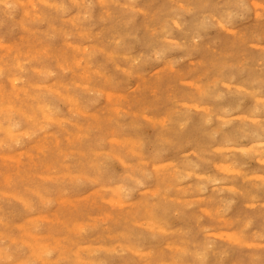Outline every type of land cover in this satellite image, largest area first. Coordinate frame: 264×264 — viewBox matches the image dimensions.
Returning a JSON list of instances; mask_svg holds the SVG:
<instances>
[{"label":"rangeland","instance_id":"obj_1","mask_svg":"<svg viewBox=\"0 0 264 264\" xmlns=\"http://www.w3.org/2000/svg\"><path fill=\"white\" fill-rule=\"evenodd\" d=\"M51 1L54 3H52ZM55 1L56 0H0V232H2L0 233V249L2 248L0 250V264H22L25 261V264H146V262L147 264H174V261L178 264H264V236L262 235L264 234V0H195L196 2L194 0H79V2L78 0H57V3L60 1L58 4ZM62 1H64V4L61 3ZM66 2L68 4H66ZM87 2L89 3L87 4ZM83 4H85L84 7ZM85 6H89V8ZM148 7L149 9H147ZM79 8L81 9V11L79 10ZM248 9L250 10L248 11ZM63 10L64 12L66 10L67 13L65 14ZM85 12L87 13L85 14ZM76 13L78 14V16ZM126 13L129 14L127 15ZM156 13L157 15H155ZM195 13L197 16L195 15ZM123 15L125 16L123 17ZM53 17L56 21L53 20ZM68 17L70 18V20H68ZM125 17L127 18L125 19ZM157 17L160 18L157 19ZM76 18L78 19V21ZM203 21L204 23H202ZM181 23L183 26L181 25ZM223 23L226 25H224ZM203 24L207 27H204ZM90 25L93 26V28ZM184 25H187V27L189 25V28ZM52 26L55 28H53ZM91 29L93 31H91ZM45 30L48 31L46 32ZM196 30H198L199 32ZM66 33L67 36L65 35ZM28 34L30 35L28 36ZM255 34H257V36ZM127 39L131 40H129L128 42ZM79 40L82 41V43ZM231 42L233 45L230 44ZM4 44H12L13 46H5ZM2 45L4 46L2 47ZM89 45L92 46L89 47ZM96 45L102 46L99 48ZM52 46L56 48H53ZM62 47L64 50L61 49ZM212 49L214 51H212ZM19 50L21 51L19 52ZM70 50L72 51L70 52ZM147 50H150V52H148ZM43 52H45V55ZM55 52L58 54H56ZM18 53L19 56L17 55ZM151 53L153 54L151 55ZM222 53L224 55L226 54V56H224ZM7 54L9 56H7ZM46 54L48 55V59H46ZM213 56L216 58H213ZM43 57L45 58L43 59ZM32 58L33 60H35L32 61ZM59 58L61 60H59ZM96 58L99 60H97ZM94 60L97 62H95ZM19 64L20 66L22 65L23 68L19 67ZM50 64V67L52 69L49 67ZM12 65H14L16 69ZM82 65H84V67H82ZM210 65L212 67H210ZM7 66L12 67L10 69ZM56 71L59 73H57ZM99 72L102 74H100ZM47 73L49 75H47ZM6 74L8 75L6 76ZM19 74H21V76ZM93 74L95 75L94 77H92ZM41 75H47V78L45 77L44 79V77L42 78ZM18 76L20 77V79ZM77 76L79 79L77 78ZM70 77L71 80H69ZM105 77L107 80L105 79ZM22 78L24 79V81L22 80ZM18 79L19 81L16 82ZM60 80H62L63 82H60ZM221 81L223 83H221ZM260 81L263 82L261 83ZM255 82H257L258 84ZM110 86L113 88H111ZM247 86L249 87L246 88ZM43 87H46V89ZM179 87L182 90H180ZM75 89L78 91H76ZM221 89L224 91H222ZM48 91L49 93H47ZM62 92L64 94H62ZM216 92L219 93L217 94ZM160 94H162V96ZM116 95H118V98ZM65 96L67 99L65 98ZM73 96L76 98V100L78 99L77 103ZM163 96L166 99H164ZM70 98H73L75 101L70 100ZM186 98L188 100H186ZM168 100H170V102ZM226 103L227 105H229L227 106ZM107 106H109V108ZM6 107L7 110L5 109ZM74 107H77L76 110L78 112L75 111ZM258 107H261V109H258ZM200 108L204 109V112H202L203 110ZM183 109H185L187 112ZM116 110L118 113L116 112ZM120 111L121 113H119ZM76 112L77 114H79V116L75 114ZM46 114L47 116H45ZM125 114H127L128 116ZM205 118L208 120H206ZM92 120L94 121L93 124ZM79 121L80 123L82 122V125L79 123ZM95 124H97V127L95 126ZM90 125L91 127L94 125L93 128H91ZM154 125L157 126L155 127ZM79 126H81L80 129ZM82 126H84V128ZM9 128L12 130L11 132L9 131ZM171 129L173 130L171 131ZM174 130H176V132H174ZM227 130H229V132ZM177 133H180V136ZM174 134L177 136H175ZM245 134L247 137L245 136ZM243 135L245 137H243ZM257 135H259V137H257ZM176 137H178V140L176 139ZM128 138L129 140H126ZM222 138H224V140ZM257 138H261V140H259L260 142L258 141V143ZM134 139H136V143L131 142L135 141ZM162 139L164 141H162ZM98 141H100V144ZM126 141L131 142L132 145L129 142L126 143ZM115 142H119L120 144L118 143L119 145H117V143ZM123 142L125 146L123 145ZM218 142H220V144ZM20 145L24 146L21 147ZM207 146L208 148H206ZM212 146H214V148ZM89 147L94 148L90 150ZM136 147H139L141 149H138ZM221 147L222 150H220ZM73 148H75L76 150H74ZM133 149H135L136 151ZM158 149L159 151L163 150L164 152L160 151V155V152L157 151ZM103 150L107 154L105 152H102ZM113 150L116 151L115 154ZM100 151L105 155L101 154ZM92 152L94 154H92ZM137 152L139 153L137 154ZM234 152L236 155L234 154ZM248 152L251 154L247 155ZM156 153L158 155H156ZM226 154H229L228 157H226ZM233 154L234 156L232 157ZM133 155L135 157H133ZM2 156L5 157L3 158ZM197 156L199 159L197 158ZM69 157L71 160L69 159ZM132 157L134 160L132 159ZM61 158L63 159V162ZM54 159L57 161L55 162ZM162 160L164 161V166L163 163H160L163 162ZM202 161L206 162L202 163ZM194 163H196L195 166ZM229 163L231 164L229 165ZM160 166L163 168H161ZM232 166H234V168H232ZM144 168H146V170ZM247 171L249 173H247ZM7 174L9 175V177H7ZM49 174L52 175L51 178ZM183 174L187 179L183 177ZM217 175H219V177ZM235 176H237V178ZM241 176H244L245 178H242ZM255 178L258 179L255 180ZM179 180L181 181V183ZM209 180H212V182H209ZM177 181L179 182L177 183ZM246 181L248 182V184ZM184 183H186V185ZM200 183L202 184L203 188ZM192 184L193 186H191ZM186 186H188L189 188L186 189ZM228 186L230 188H228ZM250 188H252V190ZM258 188H260V191ZM201 189L203 190L201 191ZM53 190H55V192ZM242 190L247 192V194L242 193ZM197 191L199 192V194ZM14 193H16V195ZM39 193L41 194V196ZM258 194L260 196H257ZM211 195L213 197L212 200L210 199ZM254 195H256L255 199L252 200ZM23 198L25 200H23ZM57 198L58 201L56 200ZM219 198L223 200H220ZM226 198L227 202H225ZM162 202L163 204H161ZM187 202L190 203L187 204ZM226 203L227 208L229 209L227 210V212V208L225 205ZM18 204H20L21 206L19 207ZM181 204H183V207ZM45 205L47 208L45 207ZM21 207H23L24 209ZM207 209H209V211ZM219 209L222 211H220ZM210 210L213 212H211ZM176 211L179 212L177 213ZM40 213L42 215H40ZM200 214L201 216H199ZM161 216L162 221L160 218ZM197 216L199 217V220L197 219ZM227 217L228 219L231 218L229 222L232 221V224L229 223L228 220H226ZM250 218L251 220L247 222V219L249 220ZM245 220L247 223H245ZM225 222L227 223V225ZM223 224H225L226 226ZM228 224L230 225V227H228ZM244 224L246 226H244ZM181 226L182 228H180ZM27 227L29 229H31V227H34L32 229L33 231L29 230ZM43 227L46 228L43 229ZM176 228L178 230H176ZM180 229H182V232L183 230H185L186 232L184 231V233H182ZM186 229H189L188 232ZM239 229L242 232V235H245V238L240 237L241 232H236V230ZM3 230H6L7 232H4ZM225 230L227 232H225ZM24 232H29L31 236H29V233H26V235H24ZM85 232L87 233L84 235ZM254 232L258 233L255 235ZM46 233L48 235H46ZM252 233L254 236L252 235ZM138 234L139 237L137 236ZM238 234H240V236ZM259 234L262 236L259 237ZM134 235H136L137 237ZM231 235H233L236 240L234 239V237L230 238L229 236ZM47 236H49V238ZM252 237H254V239ZM10 238L12 239L10 240ZM182 238H186L185 241L182 240ZM179 239H181L182 241ZM245 240L248 241L246 242ZM167 241L169 243L171 242V244H169ZM237 242H239V244ZM249 242L250 244H248ZM256 243L259 247L253 245ZM179 244H181V246ZM15 245L18 247H16ZM135 245L137 246V248L141 247V249H137ZM177 245L180 248H177ZM206 245L208 247H206ZM184 246L186 248H184ZM42 249L43 252H46L47 254L41 252ZM50 249H54V252ZM180 249H183V251H181ZM121 250L125 252L121 253ZM152 250L153 254L151 252ZM174 250L177 252H175ZM143 251H146V257L144 256L146 255V253H143ZM217 251L219 254L217 253ZM11 253H13L14 255ZM81 253H85L86 256L85 254L82 255ZM90 253L91 256H89ZM42 254H44V256ZM148 254H150L151 256ZM171 254L172 256H170ZM10 255L12 256L9 259L8 256ZM35 255L39 256L40 259ZM48 256L50 259L47 258ZM77 256H79V261H77ZM123 256L125 257V259ZM26 257L28 260L26 259ZM21 258L25 259L23 260ZM81 258L83 260H81ZM149 258L150 260H148ZM85 259H89L90 261H86ZM127 259L130 260L127 261Z\"/></svg>","mask_w":264,"mask_h":264},{"label":"bare ground","instance_id":"obj_2","mask_svg":"<svg viewBox=\"0 0 264 264\" xmlns=\"http://www.w3.org/2000/svg\"><path fill=\"white\" fill-rule=\"evenodd\" d=\"M4 1H5V0H4ZM29 1H30V0H29ZM31 1H32V0H31ZM56 1H57V0H56ZM56 1H55V2H56ZM68 1H69V0H68ZM84 1H85V0H84ZM101 1H102V0H101ZM126 1H127V0H126ZM152 1H154V0H152ZM185 1H186V0H185ZM194 1H195V0H194ZM2 2H3V1H2ZM23 2H24V1H23ZM23 2H22V3H23ZM41 2H42V1H41ZM43 2H44V1H43ZM49 2H50V1H49ZM51 2H52V1H51ZM59 2H60V1H59ZM59 2H58V3H59ZM63 2H64V1H62L61 3H63ZM78 2H79V0H78ZM93 2H94V1H93ZM121 2H122V1H121ZM121 2H120V3H121ZM124 2H125V1H124ZM149 2H150V1H149ZM189 2H190V1H189ZM195 2H196V1H195ZM3 3H4V2H3ZM20 3H21V2H20ZM52 3H54V2H52ZM52 3H51V4H52ZM56 3H57V2H56ZM58 3H57V4H58ZM75 3H77V2H75ZM84 3H85V2H84ZM88 3H89V2H87V4H88ZM94 3H95V2H94ZM122 3H123V2H122ZM122 3H121V4H122ZM133 3H136V2H133ZM152 3H153V2H152ZM152 3H151V4H152ZM171 3H172V2H171ZM253 3H254V2H253ZM258 3H259V2H258ZM63 4H64V3H63ZM66 4H68V3L66 2ZM73 4H74V3H73ZM90 4H91V3H90ZM100 4H101V2H100ZM146 4H147V3H146ZM148 4H149V3H148ZM163 4H164V3H163ZM192 4H193V3H192ZM5 5H6V3H5ZM39 5H40V4H39ZM54 5H55V4H54ZM77 5H78V4H77ZM84 5H85V4H83V7H84ZM92 5H93V4H92ZM126 5H127V4H126ZM255 5H256V4H255ZM257 5H258V4H257ZM259 5H260V4H259ZM262 5H263V4H262ZM262 5H261V6H262ZM43 6H44V5H43ZM57 6H58V5H57ZM64 6H65V5H64ZM129 6H130V5H129ZM174 6H175V5H174ZM181 6H182V5H181ZM189 6H190V5H189ZM33 7H34V6H33ZM60 7H61V6H60ZM62 7H63V6H62ZM85 7H88V8H89V6H85ZM121 7H122V6H121ZM130 7H131V6H130ZM133 7H134V6H133ZM160 7H163V6H160ZM160 7H159V8H160ZM175 7H176V6H175ZM42 8H43V7H42ZM46 8H47V7H46ZM70 8H71V7H70ZM77 8H78V7H77ZM123 8H124V7H123ZM125 8H126V7H125ZM127 8H128V7H127ZM138 8H139V7H138ZM169 8H170V7H169ZM169 8H167V9H169ZM183 8H184V6H183ZM40 9H41V8H40ZM53 9H54V8H53ZM67 9H68V8H67ZM91 9H92V8H91ZM139 9H140V8H139ZM147 9H149V7H148ZM155 9H156V8H155ZM165 9H166V8H165ZM208 9H209V8H208ZM24 10H25V9H24ZM45 10H46V9H45ZM79 10L81 11L80 8H79ZM92 10H93V9H92ZM127 10H128V9H127ZM161 10H162V9H161ZM206 10H207V9H206ZM246 10H247V9H246ZM249 10H250V9H248V11H249ZM25 11H26V10H25ZM51 11H52V10H51ZM60 11H61V10H60ZM60 11H59V12H60ZM67 11H68V10H67ZM69 11H70V10H69ZM140 11H141V10H140ZM145 11H146V10H145ZM169 11H170V10H169ZM169 11H168V12H169ZM183 11H184V10H183ZM193 11H194V10H193ZM193 11H192V12H193ZM207 11H208V10H207ZM243 11H244V10H243ZM23 12H24V11H23ZM57 12H58V11H57ZM63 12H64V10H63ZM83 12H84V11H83ZM87 12H88V11H87ZM87 12H85V14H86ZM151 12H152V11H151ZM159 12H160V11H159ZM192 12H191V13H192ZM205 12H206V11H205ZM246 12H247V11H246ZM25 13H26V12H25ZM47 13H48V12H47ZM64 13H65V14L67 13L66 10H65ZM91 13H93V12H91ZM100 13H101V11H100ZM117 13H118V12H117ZM138 13H139V12H138ZM138 13H137V14H138ZM165 13H166V12H165ZM177 13H178V12H177ZM177 13H176V14H177ZM189 13H190V12H189ZM26 14H27V13H26ZM50 14H51V13H50ZM55 14H56V13H55ZM65 14H64V15H65ZM76 14H77V13H76ZM76 14H75V15H76ZM115 14H116V13H115ZM120 14H121V13H120ZM124 14H125V13H124ZM126 14H127V13H126ZM128 14H129V13H128ZM128 14H127V15H128ZM151 14H152V13H151ZM151 14H150V15H151ZM183 14H184V13H183ZM187 14H188V13H187ZM203 14H204V13H203ZM243 14H244V13H243ZM255 14H256V13H255ZM52 15H53V14H52ZM56 15H57V14H56ZM56 15H55V16H56ZM83 15H84V14H83ZM127 15H126V16H127ZM131 15H132V14H131ZM155 15H157V13H156ZM195 15H196V13H195ZM55 16H54V17H55ZM62 16H63V15H62ZM77 16H78V14H77ZM120 16H121V15H120ZM120 16H119V17H120ZM124 16H125V15H123V17H124ZM165 16H166V15H165ZM165 16H164V17H165ZM176 16H177V15H176ZM196 16H197V15H196ZM51 17H52V16H51ZM54 17H53V20H54ZM63 17H64V16H63ZM70 17H71V16H70ZM91 17H92V15H91ZM131 17H132V16H131ZM136 17H137V16H136ZM136 17H135V18H136ZM160 17H162V16H160ZM160 17H159V18H160ZM180 17H181V16H180ZM185 17H186V15H185ZM212 17H213V16H212ZM254 17H255V16H254ZM256 17H257V16H256ZM68 18H69V17H68ZM126 18H127V17H125V19H126ZM159 18L157 17V19H159ZM196 18H197V17H196ZM257 18H258V17H257ZM50 19H51V18H50ZM50 19H49V20H50ZM57 19H58V18H57ZM76 19H77V18H76ZM83 19H84V18H83ZM145 19H147V18H145ZM169 19H170V18H169ZM177 19H178V18H177ZM192 19H193V18H192ZM207 19H208V18H207ZM211 19H212V18H211ZM259 19H260V17H259ZM37 20H38V19H37ZM53 20H52V21H53ZM61 20H62V19H61ZM65 20H66V19H65ZM68 20H70V18H69ZM73 20H74V19H73ZM79 20H80V18H79ZM93 20H94V18H93ZM134 20H135V19H134ZM179 20H180V19H179ZM45 21H47V20H45ZM52 21H50V22H52ZM54 21H56V20H54ZM54 21H53V22H54ZM77 21H78V19H77ZM87 21H88V20H87ZM172 21H173V20H172ZM180 21H181V20H180ZM194 21H195V20H194ZM208 21H209V20H208ZM61 22H62V21H61ZM67 22H68V21H67ZM71 22H72V21H71ZM74 22H75V21H74ZM83 22H84V21H83ZM134 22H135V21H134ZM134 22H132V23H134ZM156 22H157V21H156ZM161 22H162V21H161ZM169 22H170V21H169ZM182 22H183V21H182ZM186 22H187V21H186ZM68 23H69V22H68ZM77 23H78V22H77ZM130 23H131V22H130ZM191 23H192V22H191ZM198 23H199V22H198ZM202 23H204V21H203ZM225 23H226V22H225ZM227 23H228V22H227ZM231 23H232V22H231ZM231 23H230V24H231ZM29 24H31V23H29ZM36 24H37V23H36ZM36 24H35V25H36ZM48 24H49V23H48ZM53 24H54V23H53ZM53 24H52V25H53ZM60 24H61V23H60ZM60 24H59V25H60ZM79 24H80V23H79ZM82 24H83V23H82ZM82 24H81V25H82ZM92 24H93V23H92ZM157 24H158V23H157ZM186 24H187V23H186ZM217 24H218V23H217ZM223 24H224V23H223ZM254 24H255V23H254ZM35 25H34V26H35ZM61 25H62V24H61ZM70 25H71V24H70ZM76 25H77V24H76ZM105 25H106V24H105ZM109 25H110V24H109ZM109 25H108V26H109ZM114 25H115V24H114ZM123 25H124V24H123ZM123 25H122V26H123ZM130 25H131V24H130ZM140 25H141V24H140ZM181 25H182V23H181ZM203 25H204V24H203ZM211 25H212V24H211ZM224 25H226V24H224ZM232 25H233V24H232ZM232 25H231V26H232ZM241 25H242V24H241ZM62 26H63V25H62ZM62 26H61V27H62ZM85 26H86V25H85ZM90 26H91V25H90ZM95 26H96V25H95ZM95 26H94V27H95ZM132 26H133V25H132ZM134 26H135V25H134ZM182 26H183V25H182ZM184 26L187 27V25H184ZM221 26H222V25H221ZM245 26H246V25H245ZM31 27H32V26H31ZM52 27H53V26H52ZM57 27H58V26H57ZM70 27H71V26H70ZM74 27H75V26H74ZM74 27H73V28H74ZM91 27L93 28V26H91ZM128 27H130V26H128ZM139 27H140V26H139ZM139 27H138V28H139ZM144 27H145V26H144ZM153 27H154V26H153ZM204 27H207V26L204 25ZM261 27H262V26H261ZM37 28H38V27H37ZM53 28H55V27H53ZM65 28H67V27H65ZM76 28H77V27H76ZM145 28H146V27H145ZM158 28H159V27H158ZM173 28H174V27H173ZM187 28H189V25H188ZM258 28H259V27H258ZM34 29H35V28H34ZM62 29H63V28H62ZM69 29H70V28H69ZM71 29H72V28H71ZM77 29H78V28H77ZM99 29H100V28H99ZM133 29H134V28H133ZM174 29H175V28H174ZM178 29H179V28H178ZM196 29H197V28H196ZM199 29H200V28H199ZM207 29H208V28H207ZM223 29H224V28H223ZM48 30H49V29H48ZM48 30H47V31H48ZM52 30H53V29H52ZM55 30H56V29H55ZM59 30H60V29H59ZM63 30H64V29H63ZM72 30H73V29H72ZM83 30H84V28H83ZM83 30H82V31H83ZM96 30H97V29H96ZM138 30H139V29H138ZM138 30H136V31H138ZM225 30H226V29H225ZM236 30H237V29H236ZM36 31H37V30H36ZM43 31H44V30H43ZM43 31H42V32H43ZM45 31H46V30H45ZM47 31H46V32H47ZM91 31H93V30L91 29ZM143 31H144V30H143ZM153 31H154V29H153ZM180 31H182V30H180ZM196 31H198V30H196ZM226 31H227V30H226ZM226 31H225V32H226ZM241 31H242V30H241ZM249 31H250V30H249ZM255 31H256V30H255ZM53 32H54V31H53ZM53 32H52V33H53ZM64 32H65V31H64ZM67 32H68V31H67ZM75 32H76V31H75ZM146 32H147V31H146ZM183 32H184V31H183ZM188 32H189V31H188ZM198 32H199V31H198ZM232 32H233V31H232ZM236 32H237V31H236ZM257 32H258V31H257ZM260 32H261V31H260ZM260 32H259V33H260ZM30 33H31V32H30ZM70 33H71V32H70ZM131 33H132V32H131ZM173 33H174V31H173ZM190 33H191V32H190ZM195 33H197V32H195ZM238 33H239V31H238ZM251 33H252V32H251ZM253 33H254V32H253ZM31 34H32V33H31ZM50 34H51V33H50ZM72 34H73V33H72ZM82 34H84V33H82ZM136 34H137V33H136ZM183 34H184V33H183ZM191 34H192V33H191ZM198 34H199V33H198ZM29 35H30V34H28V36H29ZM62 35H63V34H62ZM65 35L67 36V33H66ZM75 35H76V34H75ZM87 35H88V34H87ZM89 35H90V34H89ZM94 35H95V34H94ZM97 35H98V34H97ZM138 35H139V34H138ZM138 35H137V36H138ZM143 35H144V34H143ZM170 35H173V34H170ZM186 35H187V34H186ZM234 35H235V34H234ZM244 35H245V34H244ZM255 35L257 36V34H255ZM34 36H35V35H34ZM41 36H43V35H41ZM45 36H46V35H45ZM53 36H54V34H53ZM69 36H70V34H69ZM146 36H147V35H146ZM157 36H158V35H157ZM165 36H166V35H165ZM179 36H180V35H179ZM246 36H247V35H246ZM259 36H260V34H259ZM55 37H56V35H55ZM79 37H80V36H79ZM111 37H112V36H111ZM155 37H156V36H155ZM158 37H159V36H158ZM160 37H161V36H160ZM184 37H185V36H184ZM186 37H187V36H186ZM200 37H201V35H200ZM200 37H199V38H200ZM249 37H250V36H249ZM254 37H255V36H254ZM64 38H65V37H64ZM98 38H99V37H98ZM104 38H105V36H104ZM179 38H180V37H179ZM235 38H236V37H235ZM237 38H239V37H237ZM245 38H246V37H245ZM28 39H29V38H28ZM28 39H27V40H28ZM34 39H35V38H34ZM40 39H41V38H40ZM48 39H49V38H48ZM51 39H52V38H51ZM67 39H68V38H67ZM163 39H164V38H163ZM188 39H190V38H188ZM196 39H197V38H196ZM258 39H259V38H258ZM25 40H26V39H25ZM29 40H30V39H29ZM31 40H32V39H31ZM49 40H50V39H49ZM89 40H90V39H89ZM96 40H97V39H96ZM127 40H128V39H127ZM129 40H131V39H129ZM129 40H128V42H129ZM155 40H156V39H155ZM166 40H167V39H166ZM230 40H231V39H230ZM240 40H241V39H240ZM33 41H34V40H33ZM36 41H37V40H36ZM39 41H40V40H39ZM43 41H44V40H43ZM52 41H53V40H52ZM79 41H80V40H79ZM83 41H84V40H83ZM142 41H143V40H142ZM147 41H148V40H147ZM178 41H179V40H178ZM183 41H184V40H183ZM185 41H186V40H185ZM187 41H188V40H187ZM189 41H190V40H189ZM197 41H198V40H197ZM234 41H236V40H234ZM23 42H24V41H23ZM34 42H35V41H34ZM47 42H48V40H47ZM63 42H64V41H63ZM63 42H62V43H63ZM80 42L82 43V41H80ZM137 42H138V41H137ZM144 42H145V41H144ZM176 42H177V41H176ZM213 42H214V41H213ZM245 42H246V41H245ZM36 43H37V42H36ZM39 43H40V42H39ZM45 43H46V41H45ZM138 43H139V42H138ZM146 43H147V42H146ZM158 43H159V42H158ZM214 43H215V42H214ZM21 44H22V43H21ZM24 44H25V43H24ZM42 44H43V42H42ZM42 44H41V45H42ZM51 44H52V43H51ZM159 44H160V43H159ZM194 44H195V43H194ZM199 44H200V43H199ZM209 44H210V43H209ZM230 44H232V42H231ZM241 44H242V43H241ZM4 45H5V44H4ZM4 45H2V47H3ZM9 45H10V44H9ZM9 45H5V46H9ZM11 45H12V44H11ZM11 45H10V46H11ZM17 45H18V44H17ZM41 45H40V46H41ZM63 45H64V44H63ZM68 45H69V44H68ZM70 45H71V44H70ZM98 45H100V44H98ZM144 45H145V43H144ZM166 45H167V44H166ZM196 45H197V44H196ZM232 45H233V44H232ZM251 45H252V44H251ZM12 46H13V45H12ZM29 46H30V45H29ZM29 46H28V47H29ZM47 46H48V45H47ZM91 46H92V45H91ZM91 46L89 45V47H91ZM96 46H97V45H96ZM101 46H102V45H101ZM101 46H97V47L100 48ZM131 46H132V45H131ZM187 46H188V45H187ZM192 46H193V43H192ZM257 46H258V45H257ZM260 46H261V45H260ZM48 47H49V46H48ZM52 47H53V48H56V47H54V46H52ZM89 47H88V48H89ZM127 47H128V46H127ZM133 47H134V43H133ZM145 47H146V46H145ZM147 47H148V46H147ZM166 47H167V46H166ZM197 47H198V46H197ZM209 47H210V46H209ZM242 47H243V46H242ZM12 48H13V47H12ZM14 48H15V47H14ZM64 48H65V47H64ZM150 48H151V47H150ZM243 48H244V47H243ZM10 49H11V48H10ZM18 49H19V47H18ZM23 49H24V48H23ZM31 49H32V47H31ZM61 49H63V47H62ZM66 49H67V48H66ZM69 49H70V48H69ZM73 49H74V48H73ZM89 49H90V48H89ZM101 49H102V48H101ZM176 49H177V48H176ZM180 49H181V48H180ZM190 49H191V48H190ZM194 49H197V48H194ZM199 49H200V47H199ZM262 49H263V48H262ZM262 49H261V50H262ZM2 50H3V49H2ZM4 50H5V49H4ZM51 50H52V49H51ZM63 50H64V49H63ZM63 50H62V51H63ZM75 50H77V49H75ZM86 50H87V49H86ZM155 50H156V49H155ZM160 50H161V49H160ZM170 50H171V49H170ZM172 50H173V49H172ZM183 50H184V49H183ZM191 50H192V49H191ZM263 50H264V49H263ZM5 51H6V50H5ZM7 51H8V50H7ZM20 51H21V50H19V52H20ZM22 51H23V50H22ZM71 51H72V50H70V52H71ZM80 51H81V50H80ZM144 51H145V49H144ZM147 51H148V50H147ZM151 51H152V50H151ZM168 51H169V50H168ZM186 51H187V50H186ZM212 51H214V50L212 49ZM225 51H226V50H225ZM230 51H231V50H230ZM10 52H12V51H10ZM17 52H18V50H17ZM32 52H33V51H32ZM38 52H39V51H38ZM45 52H46V51H45ZM45 52H43L44 55H45ZM58 52H59V51H58ZM122 52H123V50H122ZM139 52H140V51H139ZM148 52H150V50H149ZM153 52H154V51H153ZM166 52H167V51H166ZM169 52H170V51H169ZM219 52H220V51H219ZM223 52H224V51H223ZM226 52H227V51H226ZM242 52H243V51H242ZM242 52H241V53H242ZM245 52H246V51H245ZM28 53H29V52H28ZM36 53H37V52H36ZM46 53H47V52H46ZM53 53H54V52H53ZM55 53H56V52H55ZM62 53H63V52H62ZM86 53H87V52H86ZM92 53H94V52H92ZM137 53H138V52H137ZM144 53H145V52H144ZM156 53H158V52H156ZM185 53H186V52H185ZM4 54H5V52H4ZM4 54H3V55H4ZM10 54H11V53H10ZM29 54H30V53H29ZM56 54H58V53H56ZM71 54H73V53H71ZM77 54H78V53H77ZM127 54H128V53H127ZM129 54H130V52H129ZM141 54H142V53H141ZM152 54H153V53H151V55H152ZM163 54H164V53H163ZM214 54H215V53H214ZM222 54H223V53H222ZM228 54H229V51H228ZM1 55H2V54H1ZM17 55L19 56V53H18ZM35 55H36V54H35ZM42 55H43V54H42ZM44 55H43V56H44ZM46 55H47V54H46ZM54 55H55V54H54ZM64 55H66V54H64ZM74 55H75V54H74ZM82 55H83V54H82ZM92 55H93V54H92ZM99 55H100V54H99ZM138 55H139V54H138ZM155 55H157V54H155ZM186 55H187V54H186ZM188 55H189V53H188ZM190 55H191V54H190ZM223 55H224V54H223ZM5 56H6V55H5ZM7 56H9V55L7 54ZM37 56H38V55H37ZM56 56H57V55H56ZM70 56H71V55H70ZM70 56H69V57H70ZM75 56H76V55H75ZM101 56H102V55H101ZM129 56H130V55H129ZM147 56H148V55H147ZM147 56H146V57H147ZM183 56H184V55H183ZM217 56H218V55H217ZM224 56H226V54H225ZM249 56H250V55H249ZM14 57H15V56H14ZM26 57H27V56H26ZM29 57H30V55H29ZM47 57H48V55L46 56V59H48ZM69 57H68V58H69ZM90 57H91V56H90ZM143 57H144V55H143ZM181 57H182V56H181ZM218 57H219V56H218ZM15 58H16V57H15ZM19 58H20V57H19ZM33 58H34V57H33ZM33 58H32V61L35 60V59L33 60ZM39 58H40V57H39ZM44 58H45V57H43V59H44ZM54 58H55V57H54ZM75 58H76V57H75ZM83 58H84V57H83ZM210 58H211V57H210ZM213 58H216V57L213 56ZM7 59H8V58H7ZM28 59H29V58H28ZM28 59H27V60H28ZM40 59H41V58H40ZM49 59H50V56H49ZM57 59H58V58H57ZM57 59H56V60H57ZM66 59H67V58H66ZM96 59H97V58H96ZM121 59H122V58H121ZM162 59H163V57H162ZM236 59H237V58H236ZM238 59H239V58H238ZM252 59H253V58H252ZM20 60H21V59H20ZM27 60H26V61H27ZM56 60H55V61H56ZM59 60H61V59L59 58ZM67 60H68V59H67ZM97 60H99V59H97ZM134 60H135V59H134ZM134 60H133V61H134ZM149 60H151V59H149ZM155 60H156V59H155ZM171 60H172V59H171ZM201 60H203V59H201ZM213 60H214V59H213ZM213 60H212V61H213ZM215 60H217V59H215ZM218 60H219V59H218ZM220 60H221V59H220ZM242 60H243V59H242ZM244 60H245V59H244ZM3 61H4V60H3ZM7 61H8V60H7ZM94 61H95V60H94ZM124 61H125V60H124ZM140 61H141V59H140ZM147 61H148V60H147ZM157 61H158V60H157ZM159 61H161V60H159ZM245 61H246V60H245ZM0 62H1V61H0ZM5 62H6V61H5ZM5 62H3V63H5ZM22 62H23V61H22ZM24 62H25V61H24ZM29 62H31V61H29ZM36 62H38V61H36ZM46 62H47V61H46ZM80 62H81V61H80ZM83 62H84V61H83ZM95 62H97V61H95ZM98 62H99V61H98ZM100 62H101V61H100ZM134 62H135V61H134ZM164 62H165V61H164ZM172 62H173V61H172ZM199 62H200V61H199ZM205 62H206V60H205ZM222 62H223V61H222ZM230 62H231V60H230ZM233 62H234V61H233ZM246 62H247V61H246ZM10 63H11V62H10ZM48 63H49V62H48ZM55 63H56V62H55ZM127 63H128V61H127ZM129 63H130V62H129ZM147 63H149V62H147ZM152 63H153V62H152ZM165 63H166V62H165ZM208 63H209V60H208ZM208 63H207V64H208ZM219 63H220V62H219ZM223 63H224V62H223ZM228 63H229V62H228ZM243 63H244V62H243ZM8 64H9V63H8ZM24 64H25V63H24ZM24 64H23V65H24ZM41 64H42V63H41ZM44 64H45V63H44ZM68 64H69V63H68ZM73 64H74V63H73ZM125 64H126V63H125ZM133 64H134V63H133ZM172 64H173V63H172ZM238 64H239V63H238ZM4 65H5V64H4ZM6 65H7V64H6ZM71 65H72V64H71ZM88 65H90V64H88ZM143 65H145V64H143ZM146 65H147V64H146ZM150 65H151V64H150ZM197 65H198V63H197ZM201 65H202V64H201ZM243 65H245V64H243ZM12 66H14V65H12ZM12 66H11V67H12ZM16 66H17V65H16ZM18 66L23 68V66H22V65L20 66V64H19ZM35 66H36V65H35ZM44 66H45V65H44ZM47 66H48V65H47ZM50 66H51V64L49 65V67H50ZM57 66H58V65H57ZM76 66H77V65H76ZM80 66H81V65H80ZM92 66H93V65H92ZM126 66H128V65H126ZM167 66H168V65H167ZM171 66H173V65H171ZM220 66H221V65H220ZM232 66H233V65H232ZM7 67H8V66H7ZM11 67H8V68L11 69ZM27 67H28V66H27ZM45 67H46V66H45ZM49 67H48V68H49ZM55 67H56V66H55ZM65 67H66V65H65ZM68 67H69V66H68ZM77 67H78V66H77ZM82 67H84V65H82ZM101 67H102V66H101ZM101 67H100V68H101ZM142 67H143V66H142ZM206 67H207V66H206ZM210 67H212V66L210 65ZM239 67H240V66H239ZM248 67H249V66H248ZM14 68L16 69L15 66H14ZM30 68H31V67H30ZM50 68H51V67H50ZM57 68H58V67H57ZM92 68H93V67H92ZM96 68H97V67H96ZM126 68H127V67H126ZM162 68H163V67H162ZM216 68H217V67H216ZM232 68H233V67H232ZM240 68H241V67H240ZM243 68H244V67H243ZM243 68H242V69H243ZM249 68H250V67H249ZM10 69H9V70H10ZM24 69H25V68H24ZM51 69H52V68H51ZM83 69H84V68H83ZM101 69H102V68H101ZM101 69H100V70H101ZM212 69H213V68H212ZM238 69H239V68H238ZM3 70H4V69H3ZM18 70H19V69H18ZM18 70H17V72H18ZM34 70H35V69H34ZM39 70H40V69H39ZM47 70H48V69H47ZM80 70H81V69H80ZM87 70H88V69H87ZM87 70H85V71H87ZM121 70H122V69H121ZM161 70H162V69H161ZM172 70H173V69H172ZM223 70H224V69H223ZM19 71H20V70H19ZM23 71H24V70H23ZM23 71H22V72H23ZM26 71H27V70H26ZM28 71H29V68H28ZM45 71H46V70H45ZM51 71H52V70H51ZM54 71H55V70H54ZM64 71H65V69H64ZM78 71H79V70H78ZM107 71H108V70H107ZM127 71H128V70H127ZM239 71H240V70H239ZM241 71H243V70H241ZM22 72H21V73H22ZM37 72H38V71H37ZM52 72H53V71H52ZM56 72H57V71H56ZM59 72H60V70H59ZM59 72H57V73H59ZM66 72H67V71H66ZM217 72H218V71H217ZM217 72H216V73H217ZM224 72H225V71H224ZM35 73H36V71H35ZM48 73H49V72H48ZM48 73H47V75H49ZM99 73H100V72H99ZM99 73H98V74H99ZM115 73H116V72H115ZM115 73H114V74H115ZM166 73H167V72H166ZM231 73H232V72H231ZM15 74H16V72H15ZM41 74H42V73H41ZM55 74H56V73H55ZM60 74H61V73H60ZM60 74H59V75H60ZM91 74H92V73H91ZM100 74H102V73H100ZM105 74H106V73H105ZM107 74H108V73H107ZM159 74H160V73H159ZM212 74H213V73H212ZM217 74H218V73H217ZM219 74H220V73H219ZM7 75H8V74H6V76H7ZM19 75L21 76V74H19ZM47 75H46V76H47ZM50 75H51V74H50ZM53 75H54V74H53ZM57 75H58V74H57ZM89 75H90V73H89ZM103 75H104V74H103ZM157 75H158V74H157ZM232 75H233V74H232ZM23 76H25V75H23ZM39 76H40V75H39ZM41 76H42V75H41ZM46 76L44 75V76H42V78L44 77V79H45ZM75 76H76V75H75ZM84 76H85V75H84ZM94 76H95V75L93 74L92 77H94ZM105 76H106V75H105ZM116 76H117V75H116ZM3 77H4V76H3ZM18 77H19V76H18ZM27 77H29V76H27ZM50 77H51V76H50ZM79 77H80V76H79ZM86 77H87V76H86ZM90 77H91V76H90ZM97 77H98V76H97ZM103 77H104V76H103ZM154 77H155V76H154ZM157 77H158V76H157ZM197 77H198V76H197ZM207 77H208V76H207ZM224 77H225V75H224ZM226 77H227V76H226ZM24 78H25V77H24ZM46 78H47V77H46ZM63 78H65V77H63ZM77 78H78V76H77ZM166 78H167V77H166ZM255 78H256V77H255ZM258 78H259V77H258ZM262 78H263V77H262ZM19 79H20V77H19ZM19 79H18L16 82H18ZM27 79H28V78H27ZM57 79H58V77H57ZM60 79H61V78H60ZM73 79H74V78H73ZM78 79H79V78H78ZM78 79H77V80H78ZM99 79H100V77H99ZM105 79H106V77H105ZM163 79H164V78H163ZM246 79H247V78H246ZM22 80L24 81L23 78H22ZM31 80H32V79H31ZM69 80H71V77H70ZM75 80H76V79H75ZM106 80H107V79H106ZM138 80H139V79H138ZM166 80H167V79H166ZM205 80H206V79H205ZM221 80H222V79H221ZM231 80H232V79H231ZM244 80H245V79H244ZM38 81H39V80H38ZM41 81H42V80H41ZM45 81H47V80H45ZM61 81H62V80H60V82H61ZM63 81H64V79H63ZM63 81H62V82H63ZM82 81H83V80H82ZM104 81H105V80H104ZM168 81H169V79H168ZM168 81H166V82H168ZM170 81H171V80H170ZM208 81H209V80H208ZM33 82H34V81H33ZM39 82H40V81H39ZM42 82H43V81H42ZM56 82H57V81H56ZM66 82H67V81H66ZM93 82H94V81H93ZM200 82H201V81H200ZM227 82H228V81H227ZM260 82L262 83L263 81H260ZM12 83H14V82H12ZM34 83H35V82H34ZM37 83H38V82H37ZM70 83H72V82H70ZM88 83H89V81H88ZM95 83H96V82H95ZM104 83H105V82H104ZM137 83H138V82H137ZM219 83H220V82H219ZM221 83H223V82L221 81ZM231 83H232V82H231ZM242 83H243V81H242ZM248 83H249V82H248ZM255 83H257V82H255ZM18 84H20V83H18ZM61 84H62V83H61ZM68 84H69V83H68ZM74 84H75V82H74ZM74 84H72V85H74ZM81 84H82V83H81ZM93 84H94V83H93ZM108 84H110V83H108ZM187 84H188V83H187ZM257 84H258V83H257ZM15 85H16V84H15ZM55 85H56V84H55ZM57 85H58V84H57ZM69 85H70V84H69ZM112 85H113V84H112ZM166 85H167V84H166ZM185 85H186V84H185ZM210 85H211V84H210ZM249 85H250V84H249ZM19 86H20V85H19ZM59 86H60V85H59ZM59 86H58V87H59ZM89 86H90V85H89ZM161 86H162V84H161ZM167 86H168V85H167ZM211 86H212V85H211ZM51 87H52V86H51ZM61 87H62V86H61ZM68 87H69V86H68ZM68 87H67V88H68ZM81 87H82V86H81ZM104 87H105V86H104ZM110 87H111V86H110ZM194 87H195V86H194ZM199 87H200V86H199ZM248 87H249V86H247L246 88H248ZM254 87H255V86H254ZM17 88H18V87H17ZM38 88H39V87H38ZM43 88L46 89V87H43ZM52 88H53V87H52ZM52 88H51V89H52ZM67 88H66V89H67ZM69 88H70V87H69ZM94 88H95V87H94ZM111 88H113V87H111ZM160 88H161V87H160ZM181 88H182V87H181ZM191 88H192V87H191ZM191 88H190V89H191ZM195 88H196V87H195ZM230 88H231V87H230ZM246 88H245V89H246ZM259 88H260V87H259ZM45 89H44V90H45ZM71 89H72V88H71ZM71 89H70V90H71ZM73 89H74V88H73ZM79 89H80V88H79ZM89 89H90V87H89ZM106 89H107V88H106ZM114 89H115V88H114ZM114 89H111V90H114ZM157 89H158V88H157ZM164 89H165V88H164ZM179 89H180V87H179ZM200 89H201V88H200ZM251 89H253V88H251ZM251 89H250V90H251ZM2 90H3V89H2ZM62 90H63V89H62ZM70 90H69V91H70ZM75 90H76V89H75ZM107 90H108V89H107ZM109 90H110V89H109ZM162 90H163V89H162ZM180 90H182V89H180ZM183 90H184V89H183ZM218 90H220V89H218ZM221 90H222V89H221ZM250 90H249V91H250ZM257 90H258V89H257ZM259 90H262V89H259ZM41 91H42V90H41ZM46 91H47V90H46ZM54 91H55V90H54ZM65 91H66V90H65ZM76 91H78V90H76ZM104 91H106V90H104ZM222 91H224V90H222ZM232 91H233V90H232ZM246 91H248V90H246ZM73 92H74V91H73ZM87 92H88V91H87ZM159 92H160V91H159ZM161 92H162V91H161ZM178 92H179V91H178ZM181 92H182V91H181ZM47 93H49V91H48ZM67 93H68V90H67ZM74 93H75V92H74ZM77 93H78V92H77ZM84 93H85V92H84ZM88 93H89V92H88ZM197 93H198V92H197ZM216 93H217V92H216ZM218 93H219V92H218ZM218 93H217V94H218ZM222 93H223V92H222ZM227 93H228V92H227ZM239 93H240V92H239ZM44 94H45V91H44ZM52 94H53V93H52ZM57 94H58V93H57ZM57 94H56V95H57ZM62 94H64V93L62 92ZM65 94H66V93H65ZM70 94H71V93H70ZM79 94H80V92H79ZM116 94H117V93H116ZM162 94H164V93H162ZM162 94H160V95L162 96ZM165 94H166V93H165ZM183 94H184V93H183ZM195 94H196V93H195ZM220 94H221V93H220ZM229 94H230V93H229ZM259 94H260V93H259ZM8 95H9V94H8ZM14 95H15V94H14ZM73 95H74V94H73ZM82 95H83V94H82ZM82 95H81V96H82ZM114 95H115V94H114ZM169 95H170V94H169ZM169 95H168V96H169ZM179 95H180V94H179ZM181 95H182V94H181ZM197 95H198V94H197ZM225 95H226V94H225ZM236 95H237V94H236ZM241 95H242V94H241ZM241 95H239V96H241ZM53 96H55V95H53ZM116 96H117V98H118V95H116ZM166 96H167V95H166ZM244 96H245V95H244ZM61 97H62V95H61ZM73 97H74V96H73ZM163 97H164V96H163ZM177 97H178V95H177ZM181 97H182V96H181ZM246 97H247V96H246ZM255 97H256V95H255ZM63 98H64V97H63ZM65 98H66V96H65ZM74 98H75V97H74ZM79 98H80V97H79ZM83 98H84V96H83ZM117 98H116V99H117ZM208 98H209V97H208ZM7 99H8V98H7ZM61 99H62V98H61ZM61 99H60V101H61ZM66 99H67V98H66ZM81 99H82V98H81ZM91 99H92V98H91ZM106 99H107V98H106ZM112 99H113V97H112ZM164 99H166V98L164 97ZM164 99H163V102H164ZM189 99H190V98H189ZM217 99H218V98H217ZM242 99H243V98H242ZM259 99H260V98H259ZM53 100H55V99H53ZM62 100H63V99H62ZM70 100L75 101L76 98H75V100H74L73 98H72V99L70 98ZM77 100H78V99H77ZM77 100H76V103H77ZM86 100H87V99H86ZM92 100H93V99H92ZM92 100H91V102H92ZM158 100H162V99H158ZM186 100H188V99L186 98ZM193 100H194V99H193ZM195 100H196V99H195ZM207 100H208V99H207ZM213 100H214V99H213ZM238 100H239V99H238ZM56 101H57V100H56ZM82 101H83V100H82ZM114 101H116V100H114ZM168 101L170 102V100H168ZM190 101H191V99H190ZM198 101H199V100H198ZM202 101H204V100H202ZM202 101H201V102H202ZM218 101H221V100H218ZM218 101H217V102H218ZM240 101H241V100H240ZM254 101H255V100H254ZM0 102H1V101H0ZM52 102H53V101H52ZM69 102H70V101H69ZM79 102H80V101H79ZM79 102H78V103H79ZM161 102H162V101H161ZM191 102H192V101H191ZM236 102H237V100H236ZM236 102H235V103H236ZM60 103H61V102H60ZM62 103H63V102H62ZM74 103H75V102H74ZM118 103H119V100H118ZM202 103H203V102H202ZM207 103H208V102H207ZM227 103H228V102H227ZM227 103H226V105H227ZM254 103H255V102H254ZM254 103H253V104H254ZM2 104H3V103H2ZM115 104H116V103H115ZM200 104H201V103H200ZM200 104H199V105H200ZM218 104H219V103H218ZM218 104H216V105H218ZM233 104H234V103H233ZM257 104H258V103H257ZM260 104H261V103H260ZM260 104H259V105H260ZM13 105H14V104H13ZM54 105H55V104H54ZM69 105H70V104H69ZM71 105H72V104H71ZM75 105H76V104H75ZM113 105H114V104H113ZM160 105H161V104H160ZM216 105H215V109H216ZM220 105H221V104H220ZM228 105H229V104H228ZM228 105H227V106H228ZM230 105H231V104H230ZM237 105H238V104H237ZM3 106H4V105H3ZM58 106H59V105H58ZM109 106H110V105H109ZM109 106H107V107L109 108ZM223 106H224V104H223ZM227 106H226V107H227ZM234 106H235V104H234ZM242 106H243V104H242ZM252 106H253V105H252ZM257 106H258V105H257ZM12 107H13V106H12ZM59 107H60V106H59ZM78 107H80V106H78ZM83 107H84V105H83ZM168 107H169V106H168ZM186 107H187V106H186ZM190 107H191V106H190ZM190 107H189V108H190ZM193 107H194V106H193ZM206 107H207V106H206ZM221 107H222V106H221ZM226 107H225V108H226ZM235 107H236V106H235ZM237 107H238V106H237ZM240 107H241V106H240ZM1 108H2V107H1ZM3 108H4V107H3ZM17 108H18V107H17ZM74 108H75V111H77V110H76L77 107H74ZM105 108H106V107H105ZM112 108H113V106H112ZM122 108H123V107H122ZM122 108H121V109H122ZM225 108H224V109H225ZM259 108L261 109V107H258V109H259ZM5 109L7 110V107H6ZM5 109H4V111H5ZM50 109H51V108H50ZM169 109H170V108H169ZM200 109H202V108H200ZM227 109H228V108H227ZM237 109H238V108H237ZM258 109H257V110H258ZM48 110H49V109H48ZM106 110H107V109H106ZM131 110H132V109H131ZM183 110H185V109H183ZM202 110H203L202 112H204V109H202ZM219 110H220V109H219ZM233 110H234V109H233ZM68 111H69V110H68ZM70 111H71V110H70ZM75 111H74V112H75ZM126 111H127V109H126ZM169 111H170V110H169ZM185 111H186V110H185ZM185 111H184V113H185ZM205 111H206V110H205ZM229 111H230V109H229ZM231 111H232V110H231ZM253 111H254V110H253ZM9 112H10V109H9ZM44 112H45V111H44ZM77 112H78V111H77ZM77 112H76L75 114H77ZM83 112H84V111H83ZM85 112H87V111H85ZM91 112H92V111H91ZM116 112H117V110H116ZM135 112H136V111H135ZM167 112H168V111H167ZM171 112H172V111H171ZM186 112H187V111H186ZM233 112H234V111H233ZM50 113H51V112H50ZM95 113H96V112H95ZM98 113H99V112H98ZM113 113H114V112H113ZM117 113H118V112H117ZM117 113H116V114H117ZM119 113H121V111H120ZM125 113H126V112H125ZM129 113H131V112H129ZM144 113H145V112H144ZM205 113H206V112H205ZM205 113H204V114H205ZM212 113H213V112H212ZM220 113H221V112H220ZM224 113H225V112H224ZM226 113H227V112H226ZM248 113H249V112H248ZM48 114H49V112H48ZM51 114H52V113H51ZM87 114H88V113H87ZM111 114H112V113H111ZM154 114H155V113H154ZM166 114H167V113H166ZM200 114H201V113H200ZM222 114H223V113H222ZM229 114H230V113H229ZM259 114H260V113H259ZM77 115L79 116V114H77ZM85 115H86V114H85ZM125 115H127V114H125ZM152 115H153V114H152ZM152 115H151V116H152ZM175 115H176V114H175ZM227 115H228V114H227ZM28 116H29V115H28ZM45 116H47V114H46ZM108 116H109V115H108ZM119 116H120V114H119ZM122 116H123V115H122ZM122 116H121V117H122ZM127 116H128V115H127ZM206 116H207V115H206ZM214 116H215V115H214ZM254 116H255V113H254ZM259 116H260V115H259ZM85 117H87V116H85ZM100 117H101V116H100ZM112 117H113V116H112ZM117 117H118V116H117ZM123 117H124V116H123ZM123 117H122V118H123ZM125 117H126V116H125ZM172 117H173V116H172ZM178 117H179V116H178ZM225 117H226V115H225ZM236 117H237V116H236ZM245 117H246V116H245ZM251 117H252V116H251ZM119 118H120V117H119ZM152 118H153V117H152ZM174 118H175V117H174ZM181 118H182V117H181ZM184 118H185V116H184ZM188 118H190V117H188ZM227 118H228V117H227ZM227 118H226V119H227ZM230 118H231V117H230ZM239 118H241V117H239ZM260 118H261V117H260ZM46 119H48V118H46ZM107 119H108V118H107ZM116 119H117V118H116ZM205 119H206V118H205ZM212 119H213V118H212ZM232 119H233V118H232ZM52 120H53V119H52ZM148 120H149V119H148ZM178 120H180V119H178ZM206 120H208V119H206ZM218 120H219V119H218ZM223 120H224V119H223ZM233 120H234V119H233ZM239 120H240V119H239ZM77 121H78V120H77ZM92 121H93V120H92ZM92 121H90V122H92ZM97 121H99V120H97ZM100 121H101V120H100ZM104 121H106V120H104ZM186 121H187V120H186ZM251 121H252V120H251ZM256 121H257V120H256ZM262 121H263V120H262ZM73 122H74V121H73ZM75 122H76V121H75ZM116 122H117V121H116ZM132 122H133V121H132ZM134 122H135V121H134ZM153 122H156V121H153ZM159 122H160V121H159ZM166 122H167V121H166ZM187 122H188V121H187ZM207 122H208V121H207ZM210 122H211V121H210ZM246 122H247V121H246ZM76 123H77V122H76ZM79 123H80V121H79ZM79 123H78V125H79ZM81 123H82V122H81ZM81 123H80V124H81ZM88 123H89V122H88ZM93 123H94V121L92 122V124H93ZM96 123H97V122H96ZM99 123H100V122H99ZM118 123H119V122H118ZM148 123H149V122H148ZM169 123H170V122H169ZM176 123H177V122H176ZM180 123H181V122H180ZM184 123H185V122H184ZM218 123H219V122H218ZM231 123H232V122H231ZM101 124H102V123H101ZM133 124H134V123H133ZM166 124H167V123H166ZM166 124H164V125H166ZM186 124H187V123H186ZM208 124H209V123H208ZM238 124H239V123H238ZM240 124H241V123H240ZM245 124H246V123H245ZM250 124H251V123H250ZM81 125H82V124H81ZM96 125H97V124H95V126H96ZM122 125H123V124H122ZM129 125H130V124H129ZM157 125H158V124H157ZM157 125H154V126L156 127ZM170 125H171V124H170ZM216 125H217V124H216ZM227 125H228V124H227ZM236 125H237V124H236ZM241 125H242V124H241ZM247 125H248V124H247ZM253 125H254V124H253ZM12 126H13V125H12ZM93 126H94V125H93ZM93 126L91 127V125H90L91 128H93ZM182 126H183V125H182ZM185 126H186V125H185ZM185 126H184V127H185ZM238 126H239V125H238ZM263 126H264V124H263ZM10 127H11V126H10ZM13 127H14V126H13ZM13 127H12V128H13ZM82 127L84 128V126H82ZM87 127H88V126H87ZM96 127H97V126H96ZM100 127H101V126H100ZM123 127H125V126H123ZM184 127H183V128H184ZM239 127H240V126H239ZM6 128H7V127H6ZM80 128H81V126H79V129H80ZM83 128H82V130H83ZM85 128H86V127H85ZM164 128H165V127H164ZM169 128H171V127H169ZM204 128H205V127H204ZM221 128H222V127H221ZM247 128H248V127H247ZM247 128H246V130H247ZM250 128H251V127H250ZM253 128H254V127H253ZM255 128H256V127H255ZM9 129H10V128H9ZM86 129H87V128H86ZM86 129H85V131H86ZM160 129H161V128H160ZM174 129H175V128H174ZM176 129H177V128H176ZM208 129H209V128H208ZM210 129H211V128H210ZM223 129H224V128H223ZM223 129H221V130H223ZM6 130H7V129H6ZM23 130H25V129H23ZM75 130H76V129H75ZM167 130H168V129H167ZM172 130H173V129H171V131H172ZM177 130H178V129H177ZM230 130H231V129H230ZM233 130H234V129H233ZM9 131L11 132L12 130L10 129ZM77 131H78V129H77ZM169 131H170V130H169ZM210 131H211V130H210ZM224 131H225V129H224ZM227 131L229 132V130H227ZM255 131H256V130H255ZM258 131H259V129H258ZM7 132H8V131H7ZM13 132H14V131H13ZM83 132H84V131H83ZM107 132H108V131H107ZM123 132H124V128H123ZM125 132H126V131H125ZM174 132H176V130H174ZM179 132H180V131H179ZM225 132H226V131H225ZM235 132H236V131H235ZM69 133H70V132H69ZM69 133H68V134H69ZM86 133H87V132H86ZM109 133H110V131H109ZM164 133H165V132H164ZM214 133H215V131H214ZM214 133H213V134H214ZM231 133H232V131H231ZM244 133H245V132H244ZM253 133H254V132H253ZM259 133H260V132H259ZM13 134H15V133H13ZM16 134H17V132H16ZM113 134H114V133H113ZM113 134H112V135H113ZM115 134H116V133H115ZM177 134H179V136H180V133H177ZM221 134H222V133H221ZM228 134H229V133H228ZM233 134H235V133H233ZM237 134H238V133H237ZM248 134H249V133H248ZM260 134H261V133H260ZM27 135H28V134H27ZM27 135H26V136H27ZM70 135H71V134H70ZM70 135H69V136H70ZM122 135H123V134H122ZM170 135H171V134H170ZM174 135H175V134H174ZM174 135H173V136H174ZM250 135H251V134H250ZM262 135H263V134H262ZM11 136H12V135H11ZM72 136H73V135H72ZM88 136H89V135H88ZM88 136H86V137H88ZM103 136H104V135H103ZM158 136H160V135H158ZM158 136H157V137H158ZM175 136H177V135H175ZM222 136H224V135H222ZM239 136H240V135H239ZM245 136H246V134H245ZM245 136L243 135V137H245ZM74 137H75V135H74ZM74 137H73V138H74ZM78 137H79V136H78ZM83 137H85V136H83ZM107 137H108V135H107ZM117 137H118V136H117ZM129 137H131V136H129ZM133 137H134V136H133ZM169 137H170V136H169ZM188 137H189V136H188ZM204 137H205V136H204ZM220 137H221V136H220ZM246 137H247V136H246ZM250 137H251V136H250ZM257 137H259V135H257ZM261 137H262V136H261ZM9 138H10V137H9ZM18 138H19V137H18ZM18 138H17V139H18ZM67 138H68V137H67ZM73 138H72V139H73ZM161 138H162V137H161ZM163 138H164V137H163ZM170 138H171V137H170ZM173 138H174V137H173ZM190 138H192V137H190ZM11 139H12V138H11ZM70 139H71V137H70ZM119 139H120V138H119ZM121 139H122V137H121ZM137 139H138V138H137ZM176 139L178 140V137H176ZM186 139H187V138H186ZM214 139H215V138H214ZM222 139L224 140V138H222ZM234 139H235V138H234ZM239 139H240V138H239ZM257 139H258V140H257V143H258V141L261 140V138H260V139L257 138ZM18 140H19V139H18ZM73 140H74V139H73ZM79 140H80V139H79ZM106 140H107V139H106ZM124 140H125V139H124ZM124 140H121V141H124ZM126 140H129V138L126 139ZM134 140H135V141H131V142H135V143H136V142H137L136 139H134ZM167 140H168V139H167ZM167 140H166V141H167ZM171 140H172V139H171ZM226 140H227V139H226ZM2 141H3V140H2ZM31 141H32V140H31ZM74 141H75V140H74ZM74 141H73V142H74ZM81 141H82V140H81ZM109 141H110V140H109ZM160 141H161V140H160ZM162 141H164V140L162 139ZM172 141H173V140H172ZM231 141H232V139H231ZM231 141H230V142H231ZM253 141H254V140H253ZM15 142H16V141H15ZM22 142H23V141H22ZM27 142H30V141H27ZM79 142H80V141H79ZM90 142H91V141H90ZM98 142H99V144H100V141H98ZM104 142H105V141H104ZM104 142H103V143H104ZM110 142H111V141H110ZM110 142H109V143H110ZM128 142H129V141H126V143H128ZM131 142H129V143L131 144ZM188 142H189V141H188ZM220 142H221V141H220ZM220 142H218V143L220 144ZM224 142H227V141H224ZM259 142H260V141H259ZM261 142H262V141H261ZM62 143H63V142H62ZM77 143H78V142H77ZM112 143H113V142H112ZM115 143H117V142H115ZM118 143H119V142H118ZM118 143H117V145L120 144V143H119V144H118ZM126 143H125V144H126ZM140 143H141V142H140ZM140 143H139V144H140ZM165 143H166V142H165ZM168 143H169V142H168ZM174 143H175V142H174ZM182 143H183V141H182ZM184 143H185V142H184ZM186 143H187V142H186ZM189 143H190V142H189ZM202 143H203V142H202ZM205 143H206V142H205ZM209 143H211V142H209ZM222 143H223V141H222ZM236 143H237V142H236ZM251 143H252V142H251ZM251 143H250V144H251ZM254 143H256V142H254ZM6 144H7V143H6ZM25 144H26V143H25ZM28 144H29V143H28ZM81 144H82V143H81ZM101 144H102V143H101ZM139 144H138V145H139ZM177 144H178V143H177ZM187 144H188V143H187ZM197 144H198V143H197ZM250 144H249V145H250ZM16 145H17V144H16ZM123 145H124V142H123ZM131 145H132V144H131ZM142 145H143V144H142ZM169 145H170V144H169ZM174 145H175V144H174ZM210 145H211V144H210ZM257 145H258V144H257ZM0 146H1V144H0ZM20 146H21V145H20ZM20 146H19V147H20ZM22 146H24V145H22ZM22 146H21V147H22ZM71 146H72V144H71ZM124 146H125V145H124ZM135 146H136V145H135ZM157 146H158V145H157ZM161 146H162V145H161ZM163 146H164V144H163ZM208 146H209V145H208ZM208 146H207L206 148H208ZM222 146H224V145H222ZM255 146H256V145H255ZM75 147H76V146H75ZM113 147H114V146H113ZM130 147H131V146H130ZM132 147H134V146H132ZM179 147H180V146H179ZM197 147H198V145H197ZM212 147L214 148V146H212ZM212 147H210V148H212ZM70 148H71V147H70ZM79 148H81V147H79ZM89 148H90V150H91V149H93L94 147H93V148H92V147H89ZM99 148H100V147H99ZM136 148L141 149V148H139V147H136ZM157 148H158V147H157ZM160 148H161V147H160ZM177 148H178V147H177ZM201 148H202V146H201ZM203 148H204V147H203ZM210 148H209V149H210ZM257 148H258V147H257ZM263 148H264V147H263ZM18 149H19V148H18ZM20 149H21V148H20ZM38 149H39V147H38ZM60 149H61V148H60ZM73 149L76 150L75 148H73ZM77 149H78V148H77ZM105 149H106V148H105ZM114 149H115V148H114ZM130 149H131V148H130ZM162 149H163V148H162ZM174 149H176V148H174ZM194 149H195V148H194ZM231 149H232V148H231ZM127 150H128V149H127ZM133 150H135V149H133ZM220 150H222V147L220 148ZM223 150H224V149H223ZM238 150H239V149H238ZM258 150H259V149H258ZM56 151H57V150H56ZM93 151H94V150H93ZM113 151H114V154H115L116 151H115V150H113ZM129 151H130V150H129ZM135 151H136V150H135ZM143 151H144V150H143ZM157 151H159V149H158ZM160 151H161V150H160ZM160 151H159V152H160ZM162 151H163V150H162ZM162 151H161V152H162ZM196 151H197V150H196ZM214 151H215V150H214ZM217 151H218V150H217ZM259 151H260V150H259ZM102 152H105V151L103 150ZM102 152L100 151L101 154H104V153H102ZM161 152H160V155H161ZM163 152H164V151H163ZM254 152H255V151H254ZM20 153H21V152H20ZM105 153H106V152H105ZM109 153H110V152H109ZM135 153H136V152H135ZM138 153H139V152H137V154H138ZM157 153H158V152H157ZM157 153H156V155H158ZM225 153H226V152H225ZM230 153H232V152H230ZM240 153H241V152H240ZM242 153H243V152H242ZM252 153H253V152H252ZM2 154H3V153H2ZM4 154H5V153H4ZM7 154H8V153H7ZM56 154H57V153H56ZM87 154H88V153H87ZM92 154H94V153L92 152ZM98 154H99V153H98ZM106 154H107V153H106ZM112 154H113V153H112ZM118 154H119V152H118ZM118 154H117V155H118ZM210 154H211V153H210ZM214 154H215V152H214ZM234 154H235V152H234ZM234 154L232 155V157L234 156ZM248 154H251V153L248 152L247 155H248ZM31 155H32V154H31ZM58 155H59V154H58ZM85 155H86V154H85ZM90 155H91V154H90ZM104 155H105V154H104ZM226 155H227V154H226ZM228 155H229V154H228ZM228 155H227L226 157H228ZM235 155H236V154H235ZM255 155H257V154H255ZM15 156H17V155H15ZM19 156H20V155H19ZM55 156H56V155H55ZM95 156H97V155H95ZM95 156H94V157H95ZM98 156H99V155H98ZM106 156H107V155H106ZM112 156H116V155H112ZM129 156H130V155H129ZM141 156H142V155H141ZM154 156H155V155H154ZM206 156H207V155H206ZM258 156H259V155H258ZM263 156H264V154H263ZM2 157H3V156H2ZM4 157H5V156H4ZM4 157H3V158H4ZM60 157H61V156H60ZM72 157H73V156H72ZM117 157H118V156H117ZM130 157H131V156H130ZM133 157H135V156L133 155ZM133 157H132V159H133ZM139 157H140V156H139ZM161 157H162V156H161ZM161 157H160V158H161ZM210 157H211V156H210ZM18 158H19V157H18ZM55 158H56V157H55ZM62 158H63V157H62ZM62 158H61V159H62ZM74 158H75V157H74ZM74 158H73V159H74ZM82 158H83V156H82ZM95 158H96V157H95ZM105 158H106V157H105ZM181 158H182V157H181ZM197 158H198V156H197ZM197 158H196V159H197ZM212 158H213V157H212ZM235 158H236V157H235ZM69 159H70V157H69ZM90 159H91V158H90ZM110 159H111V158H110ZM139 159H141V158H139ZM149 159H150V158H149ZM179 159H180V158H179ZM194 159H195V158H194ZM198 159H199V158H198ZM232 159H233V158H232ZM236 159H237V158H236ZM9 160H10V159H9ZM54 160H55V159H54ZM58 160H59V159H58ZM65 160H66V159H65ZM70 160H71V159H70ZM78 160H79V159H78ZM103 160H104V158H103ZM133 160H134V159H133ZM154 160H155V159H154ZM156 160H157V159H156ZM184 160H185V159H184ZM192 160H193V159H192ZM227 160H228V159H227ZM229 160H230V159H229ZM237 160H238V159H237ZM237 160H235V161H237ZM14 161H15V160H14ZM56 161H57V160H55V162H56ZM74 161H75V160H74ZM74 161H73V162H74ZM138 161H139V160H138ZM162 161H163V160H162ZM168 161H170V160H168ZM172 161H173V160H172ZM175 161H176V160H175ZM182 161H183V160H182ZM182 161H181V162H182ZM197 161H198V160H197ZM197 161H196V163H197ZM233 161H234V160H233ZM59 162H60V161H59ZM62 162H63V159H62ZM71 162H72V161H71ZM122 162H123V161H122ZM132 162H134V161H132ZM140 162H141V161H140ZM199 162H200V161H199ZM203 162H206V161H202V163H203ZM209 162H210V161H209ZM216 162H217V161H216ZM4 163H5V162H4ZM81 163H82V162H81ZM83 163H84V162H83ZM93 163H94V162H93ZM103 163H104V162H103ZM111 163H112V162H111ZM138 163H139V162H138ZM141 163H142V162H141ZM156 163H157V162H156ZM160 163H163V166H164V161H163V162H160ZM171 163H172V162H171ZM196 163H194V166H195ZM213 163H214V162H213ZM233 163H235V162H233ZM242 163H243V162H242ZM16 164H17V163H16ZM144 164H145V163H144ZM153 164H154V163H153ZM169 164H170V163H169ZM169 164H167V165H169ZM230 164H231V163H229V165H230ZM238 164H239V163H238ZM9 165H10V164H9ZM62 165H63V164H62ZM165 165H166V164H165ZM192 165H193V163H192ZM232 165H234V164H232ZM51 166H52V165H51ZM55 166H56V165H55ZM63 166H64V165H63ZM80 166H81V165H80ZM112 166H113V165H112ZM138 166H139V165H138ZM157 166H158V165H157ZM176 166H177V165H176ZM199 166H200V165H199ZM237 166H239V165H237ZM32 167H33V166H32ZM43 167H44V166H43ZM43 167H42V168H43ZM65 167H66V165H65ZM90 167H91V166H90ZM113 167H114V166H113ZM142 167H143V164H142ZM151 167H152V166H151ZM160 167H161V166H160ZM160 167H159V168H160ZM201 167H202V165H201ZM214 167H215V166H214ZM50 168H51V167H50ZM54 168H55V167H54ZM54 168H53V169H54ZM138 168H139V167H138ZM161 168H163V167H161ZM165 168H166V167H165ZM170 168H171V167H170ZM172 168H173V166H172ZM179 168H180V167H179ZM198 168H199V167H198ZM232 168H234V166H232ZM253 168H254V167H253ZM75 169H76V168H75ZM83 169H84V168H83ZM144 169L146 170V168H144ZM144 169H143V170H144ZM156 169H157V168H156ZM156 169H155V170H156ZM176 169H177V168H176ZM185 169H186V168H185ZM218 169H219V167H218ZM238 169H240V168H238ZM247 169H248V168H247ZM31 170H32V169H31ZM45 170H46V169H45ZM45 170H44V171H45ZM60 170H61V169H60ZM76 170H77V169H76ZM141 170H142V169H141ZM147 170H148V169H147ZM168 170H169V169H168ZM172 170H173V169H172ZM187 170H188V169H187ZM253 170H254V169H253ZM50 171H52V170H50ZM58 171H59V170H58ZM64 171H65V170H64ZM93 171H94V169H93ZM105 171H106V170H105ZM138 171H139V169H138ZM160 171H161V170H160ZM163 171H164V170H163ZM165 171H166V170H165ZM170 171H171V170H170ZM188 171H189V170H188ZM191 171H192V170H191ZM193 171H194V170H193ZM199 171H200V170H199ZM208 171H209V170H208ZM231 171H232V170H231ZM14 172H15V171H14ZM31 172H32V171H31ZM31 172H30V173H31ZM55 172H56V171H55ZM66 172H67V171H66ZM146 172H147V171H146ZM209 172H210V171H209ZM213 172H214V171H213ZM215 172H216V171H215ZM222 172H223V171H222ZM222 172H221V173H222ZM232 172H233V171H232ZM41 173H42V172H41ZM56 173H57V172H56ZM68 173H70V172H68ZM155 173H156V171H155ZM161 173H162V172H161ZM161 173H160V174H161ZM237 173H239V172H237ZM237 173H236V174H237ZM247 173H249V172L247 171ZM4 174H5V173H4ZM4 174H3V175H4ZM46 174H47V173H46ZM60 174H61V173H60ZM95 174H96V173H95ZM166 174H167V173H166ZM197 174H198V173H197ZM201 174H202V173H201ZM226 174H227V172H226ZM231 174H232V173H231ZM250 174H252V173H250ZM30 175H31V174H30ZM47 175H48V174H47ZM49 175H50V174H49ZM58 175H59V172H58ZM66 175H67V174H66ZM72 175H73V174H72ZM80 175H81V174H80ZM145 175H146V174H145ZM157 175H158V174H157ZM157 175H156V176H157ZM163 175H164V174H163ZM163 175H162V176H163ZM183 175H184V174H183ZM194 175H195V174H194ZM207 175H208V174H207ZM244 175H245V174H244ZM248 175H249V174H248ZM26 176H27V175H26ZM38 176H39V175H38ZM44 176H45V175H44ZM51 176H52V175H50V178H51ZM54 176H55V175H54ZM73 176H74V175H73ZM188 176H190V175H188ZM195 176H196V175H195ZM217 176L219 177V175H217ZM228 176H229V175H228ZM245 176H246V175H245ZM7 177H9L8 174H7ZM33 177H34V175H33ZM45 177H46V176H45ZM56 177H58V176H56ZM68 177H69V176H68ZM148 177H149V176H148ZM183 177H185V175H184ZM183 177H182V178H183ZM196 177H197V176H196ZM202 177H203V176H202ZM235 177L237 178V176H235ZM241 177H242V176H241ZM36 178H37V177H36ZM40 178H41V177H40ZM42 178H43V177H42ZM150 178H152V177H150ZM160 178H161V177H160ZM178 178H179V177H178ZM180 178H181V177H180ZM185 178H186V177H185ZM220 178H221V177H220ZM242 178H245V177L243 176ZM250 178H251V177H250ZM263 178H264V177H263ZM9 179H10V178H9ZM32 179H33V178H32ZM34 179H35V178H34ZM186 179H187V178H186ZM210 179H211V178H210ZM215 179H216V178H215ZM223 179H224V178H223ZM248 179H249V178H248ZM256 179H258V178H255V180H256ZM114 180H115V179H114ZM154 180H155V179H154ZM159 180H160V179H159ZM199 180H200V179H199ZM199 180H198V181H199ZM204 180H205V179H204ZM224 180H225V179H224ZM83 181H84V180H83ZM179 181H180V180H179ZM179 181H177V183H178ZM196 181H197V180H196ZM216 181H218V180H216ZM225 181H226V180H225ZM248 181H249V180H248ZM25 182H26V181H25ZM55 182H56V181H55ZM163 182H164V181H163ZM199 182H200V181H199ZM203 182H204V181H203ZM209 182H212V180H209ZM214 182H215V181H214ZM246 182H247V181H246ZM257 182H259V181H257ZM261 182H262V180H261ZM48 183H50V182H48ZM58 183H59V182H58ZM87 183H88V182H87ZM106 183H107V181H106ZM180 183H181V181H180ZM190 183H191V182H190ZM195 183H196V182H195ZM207 183H208V182H207ZM218 183H219V182H218ZM218 183H217V184H218ZM249 183H250V182H249ZM254 183H255V182H254ZM26 184H27V183H26ZM68 184H69V183H68ZM78 184H79V183H78ZM85 184H86V183H85ZM91 184H92V183H91ZM94 184H95V183H94ZM184 184L186 185V183H184ZM184 184H183V185H184ZM200 184H201V183H200ZM208 184H209V183H208ZM208 184H207V185H208ZM247 184H248V182H247ZM247 184H246V185H247ZM27 185H28V184H27ZM76 185H77V183H76ZM76 185H75V186H76ZM183 185H182V186H183ZM207 185H206V186H207ZM220 185H221V184H220ZM0 186H1V185H0ZM49 186H50V184H49ZM75 186H74V187H75ZM97 186H98V185H97ZM117 186H118V185H117ZM163 186H164V185H163ZM163 186H162V187H163ZM191 186H193V184H192ZM201 186H202V184H201ZM206 186H205V187H206ZM251 186H252V185H251ZM26 187H28V186H26ZM77 187H78V186H77ZM81 187H82V185H81ZM102 187H103V186H102ZM102 187H101V188H102ZM121 187H122V186H121ZM171 187H172V186H171ZM180 187H181V186H180ZM260 187H261V186H260ZM53 188H54V187H53ZM56 188H57V187H56ZM106 188H107V187H106ZM166 188H167V187H166ZM187 188H189V187L186 186V189H187ZM202 188H203V186H202ZM218 188H219V187H218ZM221 188H222V187H221ZM228 188H230V187L228 186ZM245 188H246V187H245ZM253 188H254V187H253ZM262 188H263V186H262ZM78 189H80V188H78ZM91 189H92V188H91ZM117 189H119V188H117ZM128 189H130V188H128ZM133 189H134V188H133ZM190 189H191V188H190ZM198 189H199V188H198ZM198 189H197V190H198ZM205 189H207V188H205ZM205 189H204V190H205ZM235 189H236V188H235ZM250 189L252 190V188H250ZM258 189H259V191H260V188H258ZM147 190H148V189H147ZM164 190H165V189H164ZM202 190H203V189H201V191H202ZM219 190H220V189H219ZM232 190H233V189H232ZM244 190H245V189H244ZM244 190H242V193L247 194V192H245ZM251 190H249V191H251ZM53 191L55 192V190H53ZM56 191H57V190H56ZM79 191H80V190H79ZM115 191H116V190H115ZM117 191H118V190H117ZM144 191H145V190H144ZM180 191H182V190H180ZM195 191H196V190H195ZM199 191H200V190H199ZM220 191H221V190H220ZM222 191H223V190H222ZM235 191H236V190H235ZM239 191H240V190H239ZM243 191H244V192H243ZM72 192H73V191H72ZM83 192H84V191H83ZM184 192H185V191H184ZM184 192H183V193H184ZM191 192H192V191H191ZM197 192H198V191H197ZM211 192H212V191H211ZM216 192H217V191H216ZM229 192H231V191H229ZM233 192H234V190H233ZM0 193H1V192H0ZM70 193H71V192H70ZM75 193H76V191H75ZM78 193H79V192H78ZM192 193H193V192H192ZM234 193H235V192H234ZM240 193H241V192H240ZM242 193H241V194H242ZM254 193H255V192H254ZM256 193H257V189H256ZM12 194H13V193H12ZM14 194L16 195V193H14ZM39 194H40V193H39ZM51 194H52V193H51ZM79 194H80V193H79ZM91 194H94V193H91ZM91 194H90V195H91ZM106 194H107V193H106ZM136 194H137V193H136ZM177 194H179V193H177ZM185 194H186V193H185ZM190 194H191V193H190ZM198 194H199V192H198ZM198 194H197V195H198ZM8 195H11V194H8ZM17 195H18V194H17ZM43 195H44V194H43ZM230 195H231V194H230ZM248 195H249V194H248ZM40 196H41V194H40ZM65 196H66V195H65ZM81 196H82V195H81ZM96 196H97V195H96ZM179 196H180V195H179ZM207 196H208V195H207ZM207 196H206V199H207ZM255 196H256V195H254V197L252 198V200L255 199ZM257 196H260V195L258 194ZM43 197H44V196H43ZM43 197H42V198H43ZM82 197H83V196H82ZM134 197H135V196H134ZM183 197H184V196H183ZM210 197H211L210 199L212 200V198H213L212 195H211ZM227 197H228V195H227ZM251 197H252V196H251ZM60 198H61V197H60ZM111 198H112V197H111ZM193 198H195V197H193ZM249 198H250V197H249ZM37 199H38V197H37ZM63 199H64V198H63ZM63 199H62V200H63ZM112 199H113V198H112ZM114 199H115V198H114ZM181 199H182V198H181ZM184 199H185V198H184ZM190 199H191V198H190ZM190 199H189V200H190ZM201 199H202V198H201ZM206 199H205V200H206ZM219 199H220V200H223V199H221V198H219ZM230 199H231V198H230ZM232 199H233V197H232ZM21 200H22V199H21ZM23 200H25V199L23 198ZM43 200H44V199H43ZM43 200H42V201H43ZM56 200L58 201V198H57ZM59 200H60V199H59ZM104 200H105V199H104ZM108 200H109V199H108ZM187 200H188V198H187ZM252 200H251V201H252ZM37 201H38V200H37ZM52 201H54V200H52ZM179 201H180V200H179ZM185 201H186V200H185ZM197 201H198V200H197ZM197 201H196V203H197ZM199 201H200V200H199ZM16 202H17V201H16ZM25 202H26V201H25ZM43 202H44V201H43ZM180 202H181V201H180ZM225 202H227V198L225 199ZM255 202H256V201H255ZM51 203H53V202H51ZM54 203H55V202H54ZM70 203H71V202H70ZM85 203H86V202H85ZM121 203H122V202H121ZM167 203H168V202H167ZM188 203H190V202H187V204H188ZM218 203H219V202H218ZM260 203H261V202H260ZM5 204H6V203H5ZM49 204H50V203H49ZM62 204H63V203H62ZM108 204H109V203H108ZM119 204H120V203H119ZM161 204H163V202H162ZM161 204H160V205H161ZM191 204H192V203H191ZM191 204H190V205H191ZM194 204H195V203H194ZM257 204H258V203H257ZM10 205H11V204H10ZM26 205H27V203H26ZM84 205H85V204H84ZM160 205H159V206H160ZM164 205H165V204H164ZM174 205H175V204H174ZM181 205H182V207H183V204H181ZM218 205H219V204H218ZM225 205H226V208H227V203H226ZM261 205H262V204H261ZM263 205H264V204H263ZM18 206L20 207L21 205L18 204ZM43 206H44V205H43ZM125 206H126V205H125ZM127 206H128V205H127ZM168 206H169V205H168ZM23 207H24V206H23ZM23 207H21V208H23ZM45 207H46V205H45ZM52 207H53V206H52ZM54 207H55V206H54ZM163 207H164V206H163ZM229 207H230V206H229ZM4 208H5V207H4ZM46 208H47V207H46ZM166 208H167V207H166ZM175 208H176V207H175ZM186 208H187V207H186ZM203 208H204V207H203ZM222 208H224V207H222ZM222 208H221V209H222ZM23 209H24V208H23ZM42 209H43V208H42ZM163 209H164V208H163ZM201 209H202V208H201ZM201 209H200V210H201ZM214 209H215V208H214ZM21 210H22V209H21ZM33 210H34V209H33ZM43 210H44V209H43ZM155 210H156V209H155ZM168 210H169V208H168ZM207 210L209 211V209H207ZM207 210H206V211H207ZM212 210H213V208H212ZM219 210H220V209H219ZM222 210H224V209H222ZM222 210H220V211H222ZM227 210H229V209L227 208V209H226V212H227ZM16 211H17V210H16ZM35 211H36V210H35ZM139 211H140V210H139ZM153 211H154V210H153ZM157 211H158V210H157ZM162 211H163V210H162ZM179 211H180V209H179ZM179 211H178V212H179ZM210 211H211V210H210ZM215 211H216V210H215ZM217 211H218V209H217ZM224 211H225V210H224ZM224 211H223V212H224ZM32 212H33V211H32ZM32 212H30V213H32ZM176 212H177V211H176ZM178 212H177V213H178ZM181 212H182V210H181ZM204 212H205V211H204ZM211 212H213V211H211ZM223 212H222V213H223ZM144 213H145V212H144ZM149 213H151V212H149ZM154 213H155V212H154ZM165 213H166V212H165ZM165 213H164V214H165ZM177 213H176V214H177ZM224 213H225V212H224ZM21 214H22V213H21ZM38 214H39V213H38ZM50 214H51V213H50ZM147 214H148V213H147ZM147 214H146V215H147ZM206 214H207V213H206ZM215 214H216V212H215ZM218 214H219V213H218ZM14 215H15V214H14ZM16 215H17V214H16ZM19 215H20V214H19ZM35 215H36V214H35ZM40 215H42V214L40 213ZM153 215H154V214H153ZM173 215H174V214H173ZM61 216H62V215H61ZM135 216H136V214H135ZM165 216H166V215H165ZM165 216H164V218H165ZM169 216H170V215H169ZM199 216H201V214H200ZM214 216H215V215H214ZM214 216H213V218H214ZM218 216H220V215H218ZM227 216H229V215H227ZM5 217H6V216H5ZM12 217H13V216H12ZM29 217H30V216H29ZM31 217H32V216H31ZM51 217H52V216H51ZM133 217H134V216H133ZM155 217H156V215H155ZM166 217H167V216H166ZM197 217H198V216H197ZM220 217H222V216H220ZM3 218H4V217H3ZM33 218H34V217H33ZM47 218H48V217H47ZM79 218H80V217H79ZM160 218H161V221H162V216H161ZM223 218H224V215H223ZM8 219H9V218H8ZM35 219H36V218H35ZM38 219H39V218H38ZM41 219H42V218H41ZM48 219H49V218H48ZM48 219H47V220H48ZM134 219H135V218H134ZM144 219H145V218H144ZM148 219H149V218H148ZM153 219H154V217H153ZM197 219L199 220V217H198ZM201 219H202V218H201ZM201 219H200V220H201ZM230 219H231V218H230ZM230 219H228V217H227L226 220H228V222H229ZM30 220H31V219H30ZM219 220H220V218H219ZM250 220H251V218H250L249 220L247 219V222H249ZM0 221H1V220H0ZM133 221H136V220H133ZM155 221H156V219H155ZM164 221H165V220H164ZM224 221H225V220H224ZM39 222H40V221H39ZM44 222H45V221H44ZM73 222H74V221H73ZM141 222H142V221H141ZM165 222H166V221H165ZM247 222H246V220H245V223H247ZM33 223H34V222H33ZM36 223H38V222H36ZM36 223H35V224H36ZM78 223H79V222H78ZM131 223H132V222H131ZM225 223H226V222H225ZM229 223L232 224L233 222L231 221V222H229ZM26 224H27V223H26ZM45 224H46V223H45ZM55 224H56V223H55ZM55 224H54V225H55ZM134 224H135V223H134ZM161 224H162V223H161ZM168 224H169V223H168ZM248 224H249V223H248ZM3 225H4V224H3ZM32 225H33V224H32ZM81 225H82V224H81ZM140 225H141V224H140ZM221 225H222V224H221ZM223 225H225V224H223ZM226 225H227V223H226ZM226 225H225V226H226ZM228 225H229V224H228ZM12 226H14V225H12ZM18 226H19V224H18ZM20 226H23V225H20ZM29 226H30V224H29ZM37 226H38V225H37ZM244 226H246V225L244 224ZM1 227H2V226H1ZM6 227H7V226H6ZM10 227H11V226H10ZM15 227H16V226H15ZM23 227H26V226H23ZM23 227H22V228H23ZM40 227H41V226H40ZM56 227H57V226H56ZM145 227H147V226H145ZM159 227H160V226H159ZM176 227H177V226H176ZM213 227H214V226H213ZM228 227H230V225H229ZM19 228H20V227H19ZM19 228H18V229H19ZM27 228H28V227H27ZM27 228H26V230H27ZM33 228H34V227H33ZM33 228L31 227V229H29V228H28V229H29V230H32ZM35 228H36V227H35ZM45 228H46V227H45ZM45 228L43 227V229H45ZM77 228H78V227H77ZM80 228H81V226H80ZM80 228H79V229H80ZM82 228H83V226H82ZM165 228H166V227H165ZM173 228H174V227H173ZM180 228H182V226H181ZM206 228H207V227H206ZM5 229H6V228H5ZM16 229H17V228H16ZM24 229H25V228H24ZM43 229H42V230H43ZM51 229H52V228H51ZM51 229H50V230H51ZM168 229H171V228H168ZM240 229H241V228H240ZM240 229H239V230H236V232L239 231V233H240V232H241ZM39 230H40V229H39ZM56 230H57V229H56ZM62 230H63V229H62ZM159 230H160V229H159ZM176 230H178V229L176 228ZM176 230H175V231H176ZM180 230H181V232H182V229H180ZM180 230H179V231H180ZM186 230H187V229H186ZM188 230H189V229H188ZM188 230H187V232H188ZM206 230H207V229H206ZM242 230H243V228H242ZM1 231H2V230H1ZM3 231H4V230H3ZM5 231H6V230H5ZM5 231H4V232H5ZM15 231H16V230H15ZM32 231H33V230H32ZM47 231H49V230H47ZM75 231H76V230H75ZM156 231H157V229H156ZM167 231H168V230H167ZM179 231H178V233H179ZM184 231H185V230H183L182 233H184ZM4 232H3V233H4ZM6 232H7V231H6ZM59 232H61V231H59ZM64 232H65V231H64ZM130 232H131V231H130ZM164 232H165V231H164ZM170 232H174V231H170ZM185 232H186V231H185ZM225 232H227V231L225 230ZM261 232H262V231H261ZM0 233H2V232H0ZM20 233H21V232H20ZM24 233H25V232H24ZM26 233H27V232H26ZM26 233H25L24 235H26ZM28 233H29V232H28ZM28 233H27V234H28ZM32 233H33V232H32ZM86 233H87V232H85L84 235H85ZM88 233H89V232H88ZM94 233H95V232H94ZM94 233H93V234H94ZM205 233H206V232H205ZM205 233H204V234H205ZM237 233H238V232H237ZM243 233H244V232H243ZM254 233H255V232H254ZM257 233H258V232H257ZM257 233H255V235H256ZM9 234H10V233H9ZM44 234H45V233H44ZM55 234H56V233H55ZM55 234H54V235H55ZM61 234H62V233H61ZM132 234H133V233H132ZM140 234H142V233H140ZM246 234H247V233H246ZM10 235H11V234H10ZM13 235H14V234H13ZM46 235H48V234L46 233ZM153 235H154V233H153ZM233 235H234V234H233ZM233 235H231V236H229V237H230V238H231V237L233 238V237H234ZM238 235L240 236V234H238ZM243 235H244V234H243ZM243 235H242V232H241V236H240V237H242V238L244 237V238H245V235H244V236H243ZM252 235H253V233H252ZM262 235L264 236V234H262ZM262 235L259 234V237H261ZM20 236H21V235H20ZM29 236H31L30 233H29ZM34 236H35V235H34ZM90 236H91V235H90ZM132 236H133V235H132ZM132 236H131V237H132ZM134 236H136V235H134ZM137 236L139 237V234H138ZM137 236H136V237H137ZM236 236H237V235H236ZM246 236H247V235H246ZM253 236H254V235H253ZM9 237H10V236H9ZM11 237H12V236H11ZM13 237H14V236H13ZM18 237H19V236H18ZM24 237H25V236H24ZM37 237H38V236H37ZM37 237H36V238H37ZM40 237H42V236H40ZM45 237H46V236H45ZM47 237L49 238V236H47ZM50 237H51V236H50ZM84 237H85V236H84ZM229 237H228V238H229ZM3 238H5V237H3ZM32 238H33V236H32ZM36 238H35V239H36ZM144 238H145V237H144ZM222 238H225V237H222ZM236 238H237V237H236ZM252 238L254 239V237H252ZM252 238H251V239H252ZM262 238H263V237H262ZM11 239H12V238H10V240H11ZM15 239H16V238H15ZM51 239H52V238H51ZM85 239H86V238H85ZM139 239H140V238H139ZM175 239H176V238H175ZM185 239H186V238H182V240H184V241H185ZM234 239H235V237H234ZM240 239H241V238H240ZM253 239H252V240H253ZM23 240H24V239H23ZM23 240H22V242H23ZM44 240H45V239H44ZM143 240H144V239H143ZM143 240H142V241H143ZM163 240H164V239H163ZM179 240H181V239H179ZM182 240H181V241H182ZM210 240H211V239H210ZM235 240H236V239H235ZM238 240H239V239H238ZM46 241H47V240H46ZM79 241H80V240H79ZM82 241H83V240H82ZM130 241H132V240H130ZM184 241H183V242H184ZM188 241H189V239H188ZM240 241H241V240H240ZM245 241L247 242L248 240H245ZM245 241H244V242H245ZM30 242H31V240H30ZM36 242H37V241H36ZM47 242H48V241H47ZM117 242H118V241H117ZM167 242H168V241H167ZM229 242H230V241H229ZM235 242H236V241H235ZM244 242H243V243H244ZM133 243H134V242H133ZM137 243H138V242H137ZM149 243H150V242H149ZM164 243H165V242H164ZM168 243H169V242H168ZM233 243H234V242H233ZM237 243L239 244V242H237ZM243 243H242V244H243ZM260 243H261V242H260ZM12 244H13V243H12ZM17 244H18V243H17ZM17 244H16V245H17ZM52 244H53V242H52ZM86 244H87V243H86ZM150 244H151V243H150ZM169 244H171V242H170ZM204 244H205V243H204ZM204 244H203V245H204ZM238 244H237V245H238ZM240 244H241V243H240ZM248 244H250V242H249ZM16 245H15V246H16ZM21 245H22V244H21ZM25 245H26V243H25ZM83 245H84V243H83ZM83 245H82V246H83ZM114 245H115V244H114ZM119 245H120V243H119ZM167 245H168V244H167ZM179 245L181 246V244H179ZM182 245H184V244H182ZM207 245H208V244H207ZM207 245H206V247H208ZM212 245H213V244H212ZM244 245H245V244H244ZM253 245H254V246H255V245L257 246V243H256V244H253ZM27 246H28V244H27ZM45 246H46V245H45ZM45 246H44V247H45ZM54 246H55V245H54ZM56 246H58V245H56ZM82 246H81V247H82ZM86 246H87V245H86ZM135 246H136V245H135ZM149 246H150V245H149ZM213 246H214V245H213ZM260 246H262V245H260ZM5 247H7V246H5ZM16 247H18V246H16ZM73 247H74V246H73ZM83 247H84V246H83ZM178 247H179V246L177 245V248H178ZM209 247H210V245H209ZM234 247H235V246H234ZM257 247H259V246H257ZM136 248H137V246H136ZM139 248L141 249V247H139ZM139 248H137V249H139ZM161 248H162V247H161ZM161 248H160V249H161ZM171 248H172V247H171ZM179 248H180V247H179ZM184 248H186V247L184 246ZM184 248H183V249H184ZM189 248H190V247H189ZM189 248H188V249H189ZM1 249H2V248H1ZM1 249H0V250H1ZM43 249H44V248H43ZM43 249L41 250V252H43ZM183 249H182V250L180 249V250L183 251ZM193 249H194V247H193ZM210 249H211V247H210ZM31 250H32V249H31ZM50 250H51V249H50ZM150 250H151V249H150ZM155 250H156V249H155ZM175 250H176V249H175ZM175 250H174V251H175ZM217 250H218V249H217ZM224 250H225V249H224ZM5 251H6V250H5ZM33 251H34V249H33ZM44 251H45V250H44ZM51 251L54 252V249L51 250ZM103 251H104V250H103ZM121 251H122V250H121ZM126 251H127V250H126ZM131 251H132V249H131ZM139 251H141V250H139ZM184 251H185V250H184ZM252 251H253V250H252ZM3 252H4V251H3ZM7 252H9V251H7ZM29 252H30V251H29ZM77 252H78V251H77ZM77 252H76V253H77ZM97 252H99V251H97ZM124 252H125V251H122L121 253H124ZM137 252H138V251H137ZM149 252H150V251H149ZM151 252H152V254H153V250H152ZM151 252H150V253H151ZM154 252H155V251H154ZM175 252H177V251H175ZM175 252H174V253H175ZM179 252H180V251H179ZM228 252H229V251H228ZM239 252H240V251H239ZM43 253H46V252H43ZM95 253H96V252H95ZM103 253H104V252H103ZM135 253H136V251H135ZM139 253H142V252H139ZM143 253H146V251H143ZM217 253H218V251H217ZM3 254H4V253H3ZM11 254H13V253H11ZM32 254H33V253H32ZM46 254H47V253H46ZM50 254H51V252H50ZM81 254H82V253H81ZM84 254H85V253H84ZM84 254H82V255H84ZM114 254H115V253H114ZM191 254H192V253H191ZM218 254H219V253H218ZM259 254H260V253H259ZM1 255H2V254H1ZM13 255H14V254H13ZM29 255H30V254H29ZM42 255L44 256V254H42ZM48 255H49V254H48ZM93 255H94V254H93ZM131 255H133V254H131ZM148 255H150V254H148ZM11 256H12V255L8 256L9 259H10ZM22 256H23V255H22ZM25 256H26V255H25ZM35 256H36V255H35ZM43 256H42V257H43ZM55 256H56V255H55ZM85 256H86V254H85ZM89 256H91V253L89 254ZM98 256H99V255H98ZM119 256H121V255H119ZM144 256L146 257V256H147V253H146V255H144ZM150 256H151V255H150ZM161 256H162V255H161ZM170 256H172V254H171ZM2 257H3V256H2ZM27 257H28V256H27ZM27 257H26V259H27ZM30 257H31V256H30ZM36 257L39 258V256H36ZM78 257H79V256H77L76 258H78ZM92 257H93V256H92ZM102 257H103V256H102ZM123 257H124V256H123ZM139 257H141V256H139ZM145 257H144V258H145ZM148 257H149V256H148ZM158 257H159V256H158ZM223 257H224V256H223ZM47 258H49V256H48ZM56 258H57V257H56ZM96 258H97V257H96ZM96 258H95V259H96ZM193 258H194V256H193ZM255 258H256V257H255ZM258 258H259V257H258ZM21 259H23V258H21ZM24 259H25V258H24ZM24 259H23V260H24ZM31 259H32V258H31ZM39 259H40V258H39ZM41 259H42V258H41ZM49 259H50V258H49ZM124 259H125V257H124ZM135 259H136V258H135ZM156 259H157V258H156ZM164 259H165V258H164ZM171 259H172V258H171ZM241 259H243V258H241ZM27 260H28V259H27ZM43 260H44V259H43ZM54 260H55V259H54ZM54 260H53V261H54ZM59 260H60V259H59ZM59 260H58V261H59ZM81 260H83V259L81 258ZM85 260L88 261L89 259H88V260L85 259ZM85 260H84V262H85ZM129 260H130V259H129ZM129 260L127 259V261H129ZM133 260H134V259H133ZM148 260H150V258H149ZM160 260H161V259H160ZM173 260H175V259H173ZM248 260H249V259H248ZM258 260H259V259H258ZM9 261H10V260H9ZM60 261H61V260H60ZM64 261H65V260H64ZM69 261H70V260H69ZM77 261H79V258L77 259ZM89 261H90V260H89ZM122 261H123V260H122ZM170 261H171V260H170ZM170 261H168V262H170ZM230 261H231V260H230ZM245 261H246V260H245ZM253 261H254V260H253ZM21 262H22V261H21ZM25 262H26V261H25ZM25 262H23V263L25 264ZM103 262H104V261H103ZM144 262H145V261H144ZM144 262H143V263H144ZM206 262H207V261H206ZM239 262H240V261H239ZM250 262H252V261H250ZM250 262H249V263H250ZM6 263H7V262H6ZM23 263H22V264H23ZM37 263H38V262H37ZM43 263H44V261H43ZM60 263H61V262H60ZM66 263H67V262H66ZM160 263H161V262H160ZM170 263H172V262H170ZM173 263H174V264H178V263H175V261H174ZM179 263H180V262H179ZM195 263H196V262H195ZM7 264H8V263H7ZM11 264H14V263H11ZM109 264H110V263H109ZM116 264H117V263H116ZM146 264H147V262H146ZM164 264H165V263H164ZM182 264H183V263H182ZM188 264H189V263H188ZM208 264H209V263H208Z\"/></svg>","mask_w":264,"mask_h":264}]
</instances>
